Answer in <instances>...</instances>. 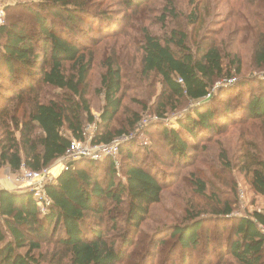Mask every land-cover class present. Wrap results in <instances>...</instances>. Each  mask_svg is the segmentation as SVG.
<instances>
[{
    "label": "trees",
    "instance_id": "obj_1",
    "mask_svg": "<svg viewBox=\"0 0 264 264\" xmlns=\"http://www.w3.org/2000/svg\"><path fill=\"white\" fill-rule=\"evenodd\" d=\"M147 1L128 3L138 7ZM11 9L17 18L8 23L6 16L5 24L0 26V81L8 80L12 86L6 90L0 82V101L16 100V111L9 114V109L0 107V168L7 167L14 173L23 168L44 171L67 154L74 140L86 139L87 123L97 125L93 145H108L123 136L125 130L112 126L123 107V66L115 51L105 59L106 69L97 90L105 100L98 120L88 98L95 56L86 43L93 40L91 33L100 18L109 19L105 13L96 11L92 0H37L19 3L8 11ZM197 18L193 14L191 21L196 22ZM258 31L253 62L260 69L264 68V32ZM173 33L170 40L164 41L147 31L142 43L141 74L162 78V114L175 99L187 102L204 101L209 94L212 97L219 80L232 79L243 72L237 54L225 53L215 43L199 45L195 52L188 47L185 33ZM253 81L250 87L264 83L263 79ZM45 88H56L62 93L47 99L43 95ZM8 91L15 93L14 99ZM260 92L246 93L245 111L250 119L264 120V94ZM216 114L205 104L179 122V130L164 129L171 154L186 159L191 139L205 140V132L221 129ZM136 124H132L133 130ZM127 143L121 147L128 160L122 166L124 181L118 182L119 170L113 160L83 158L69 163L54 180L46 182L42 198L29 189L2 188L0 264H59L54 256L48 259L46 255L44 246L49 243L68 253L70 264L124 263L126 247L133 242L127 235L121 236L122 242L107 236V228H102L104 219L114 216L107 210L108 202L124 207L122 215L129 231L138 233L151 208L160 204L163 197L160 180L135 160L134 139ZM251 162L247 171L252 189L264 196V160L257 158ZM194 185L200 197L208 198L203 181L195 180ZM42 203L44 210L40 208ZM215 209L219 217L232 223L233 232L227 236L226 244L233 262L264 264V209L245 217H231L234 209L230 203H220ZM89 214L93 215L92 220H88ZM94 224L98 227L93 228ZM116 227L113 224L112 228ZM203 230L201 221L172 230L175 248L184 256L182 264H191L192 252L202 245ZM221 255L218 259L222 261Z\"/></svg>",
    "mask_w": 264,
    "mask_h": 264
},
{
    "label": "rangeland",
    "instance_id": "obj_2",
    "mask_svg": "<svg viewBox=\"0 0 264 264\" xmlns=\"http://www.w3.org/2000/svg\"><path fill=\"white\" fill-rule=\"evenodd\" d=\"M22 2L36 1L2 0L7 9L8 23L18 16L15 10L8 11V8ZM128 2L92 0L96 11L105 13L109 19L100 18L91 33L93 40L86 43L95 56L89 75L88 98L97 120L105 105L103 95L97 91L106 69L105 59L114 51L120 58L124 74L123 107L112 126L116 130H125V133L105 148L93 147L95 145L91 140L97 125L87 123L86 140L76 150L77 153H86L85 161L113 160L119 170L120 182L125 180L122 166L128 161L121 147L134 139L135 160L160 180L163 197L160 204L151 208L138 233L129 231L122 215L124 207L111 202H108L107 210L112 211L114 216L105 218L102 228H107V236L120 242L124 235L132 239L133 245L126 247L127 258L121 264H182L184 256L176 250V238L171 236V232L176 226L201 221L204 226V230L200 231L203 242L198 250L192 252L191 264H235L228 255L226 244L229 240L227 236L233 232L232 223L219 217L215 207L220 203L223 206L232 204L234 211L231 217L251 216L255 211L264 209V196L252 189L251 176L247 171L252 159L264 160V120L250 119L245 111L248 103L246 93L261 91L260 94H264V83L250 87L253 80H264V68H257L253 62L256 32L260 33L258 29L264 32V0H148L138 7ZM193 14L198 16L196 22L191 21ZM147 31L164 41L170 40L174 31L183 32L187 35L188 47L195 52L199 45L215 43L225 53L237 54L241 58L243 72L232 79L219 80L212 90V97L209 94L204 101L187 102L175 99L168 103L166 112L162 114L163 109H159L163 102L160 98L164 90L162 78L156 74H141L142 43ZM0 82L6 90L12 86L8 80ZM235 88L239 90L234 91ZM6 90H2L3 96ZM61 93L56 88H45L43 91L47 99ZM13 94V91H8V96L14 99ZM15 103L16 100H1L0 107L14 114ZM205 104L216 110L221 129L205 132V140L202 137L191 139L192 146L188 148L186 159L173 156L170 143L163 134L164 129L179 130V122ZM202 111L205 112V109ZM136 122V129L133 130L131 126ZM62 158L47 168L48 174L43 171L30 180L24 179L29 169L14 173L2 167L0 189L35 190L38 185L54 180L69 163L83 159L75 154ZM195 180L206 184L208 198L196 193ZM43 204H40L41 210L45 208ZM92 217L89 214L88 220ZM113 224L117 227L112 228ZM97 227L93 225V228ZM44 250L48 259L54 256L59 264H70L68 253L55 243L46 244ZM220 253L222 261L218 259Z\"/></svg>",
    "mask_w": 264,
    "mask_h": 264
},
{
    "label": "built area",
    "instance_id": "obj_3",
    "mask_svg": "<svg viewBox=\"0 0 264 264\" xmlns=\"http://www.w3.org/2000/svg\"><path fill=\"white\" fill-rule=\"evenodd\" d=\"M34 1H37V0H34ZM5 22H6V9H5V6H3L2 5V0H0V26H2V25H4L5 24ZM85 136H86V134H84ZM93 136H94V134H93ZM93 136H92V139H93ZM86 140V139H85ZM91 142H92V140H91ZM83 143V141H76V140H74L73 142H72V147L68 150V152H67V154L63 157V158H66V157H68V156H70V155H73V154H75V156H77L78 158H80V157H82V158H87V156L85 155L86 153H77V147H78V145H81ZM118 141L116 142V144H115V148L117 149V147H118ZM93 145V144H92ZM106 146H109V145H107V144H100V145H95V146H93V147H102V148H105ZM62 158V159H63ZM77 158V159H78ZM94 158H96L97 159V156H95ZM23 169H25V168H23ZM10 170V169H9ZM44 171H47V169H45ZM43 172V171H42ZM42 172H32V171H30L29 170V172H27L26 174H25V178L24 179H26L27 178V180H30V179H32L34 176H38V175H40ZM47 174H48V171L46 172ZM31 183V182H30ZM46 184V182H44V184H41V185H38L36 188H35V195H36V197L38 198H42V197H40V196H42L41 194H43V188H44V185ZM1 190V189H0ZM32 190V191H33ZM262 230L264 231V227H262Z\"/></svg>",
    "mask_w": 264,
    "mask_h": 264
}]
</instances>
